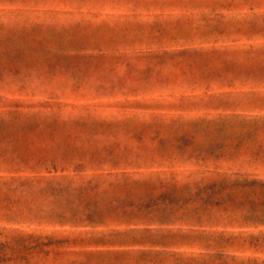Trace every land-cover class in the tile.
<instances>
[{"label": "rangeland", "instance_id": "1", "mask_svg": "<svg viewBox=\"0 0 264 264\" xmlns=\"http://www.w3.org/2000/svg\"><path fill=\"white\" fill-rule=\"evenodd\" d=\"M5 42L41 48L30 51L31 67L3 72L0 107L46 101L67 105L65 113L94 107L100 118L147 121L158 114L164 123L220 121L163 130L160 138L172 141L161 147L178 157L124 170L134 180L159 179L153 196L161 204L152 207L145 200L147 210L174 200L167 182L188 183L191 194L218 175L264 183V130L248 124L264 122V0H0V43ZM43 57L50 64L43 65ZM131 102L145 106L120 107ZM121 138L133 147L157 145L151 136L141 143ZM108 171L86 167L75 175L88 179ZM37 205L49 207L42 199H0V245L19 232L56 244L29 252L26 261L7 260L16 256L0 246V256H6L0 264H177L176 257L206 256L208 264L264 263V225L244 223L231 207L212 208L198 225L181 217L195 201L183 203L161 226L147 219L111 220L70 229L3 217ZM145 229L159 232H129ZM160 235L174 238L158 245Z\"/></svg>", "mask_w": 264, "mask_h": 264}, {"label": "trees", "instance_id": "2", "mask_svg": "<svg viewBox=\"0 0 264 264\" xmlns=\"http://www.w3.org/2000/svg\"><path fill=\"white\" fill-rule=\"evenodd\" d=\"M34 47L41 48V45L0 43V78L4 71L15 75L21 67L34 65L28 60ZM43 51L45 56L50 53L45 48ZM21 57L25 60H20ZM50 62L48 57L42 58L43 65ZM134 106L141 108L145 105L140 102L120 105L123 109ZM66 107L61 103L46 101H11L0 107V199L7 203L18 202L22 198L30 202L42 199L49 206L47 210H42V206L37 205L28 208L25 214L22 211H8L3 215L7 221L23 218L31 223L45 222L61 228L78 229L104 226L111 220L129 223L147 219L161 226L167 223L166 219H173L183 203L195 201L197 206L181 215L188 223L201 224L205 218L212 216V208L224 206L225 209L231 207L232 213L242 218L244 223L264 225L262 182L246 179L231 181L225 175H218L213 182L195 187L193 194L187 191L188 183L179 185L176 181L167 182L164 187L171 190L174 200L166 203L163 209L147 210V206H142L145 200L154 202L152 207H156V203L161 204L153 196L159 185L153 183L159 182V179L152 176L134 180L131 174L124 171L151 167L158 161L178 157L161 147L172 141L160 138L163 130L176 126L183 130L202 124L218 125L220 121L180 123L170 120L164 123L163 116L158 114H151L147 121L138 117L100 118L94 107H81L65 113ZM226 121L230 122L225 120L223 123ZM248 124L256 130H264V122L258 118L248 121ZM148 136H151L150 140L157 141L155 147L147 148L140 144L133 147L122 142L121 138L127 137L141 143ZM86 167L94 170L105 167L109 171L88 179L75 175ZM27 173L30 175L22 176ZM122 202L126 204L123 206ZM129 232L150 235L159 231L145 229ZM172 238L174 235H160L157 243L165 246L169 243L165 241ZM44 239L48 241L43 242L40 236L19 232L0 246L2 250L11 251L10 257L16 256L7 260L26 261L29 252L38 250L43 253L44 247L56 244L50 237ZM5 257L1 254L0 261H4ZM210 258L176 257L175 262L208 264Z\"/></svg>", "mask_w": 264, "mask_h": 264}]
</instances>
